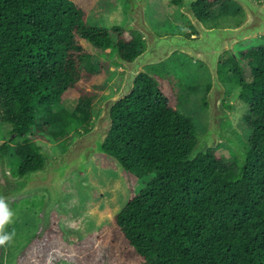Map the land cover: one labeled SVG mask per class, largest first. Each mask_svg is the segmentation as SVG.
<instances>
[{"label":"trees","instance_id":"obj_1","mask_svg":"<svg viewBox=\"0 0 264 264\" xmlns=\"http://www.w3.org/2000/svg\"><path fill=\"white\" fill-rule=\"evenodd\" d=\"M95 2L0 0V112L18 141L19 175L45 163L36 136L60 139L79 123L92 127L94 104L109 80L108 50L132 60L146 48L136 30L89 24ZM219 4L241 7L235 0L192 2L197 16L215 25L227 13L214 14ZM227 53L219 62L221 80L237 81L249 103L251 132L239 161H225L216 147L195 148L199 133L178 108L173 76L154 64L113 106V126L96 154L101 167L122 170L127 202L69 248L59 230L47 229L20 252L18 264H55L65 254L77 264H264V45ZM68 95L79 97L76 108L55 111ZM10 148L9 141L0 143V159Z\"/></svg>","mask_w":264,"mask_h":264},{"label":"rangeland","instance_id":"obj_2","mask_svg":"<svg viewBox=\"0 0 264 264\" xmlns=\"http://www.w3.org/2000/svg\"><path fill=\"white\" fill-rule=\"evenodd\" d=\"M194 1L196 0H179V4ZM257 1L264 2V0ZM130 4V0H96L94 9L88 15V22L97 26L123 25L128 19L127 11ZM179 4H176L174 0H148L146 16L149 24L159 35L193 33L190 26L192 22ZM234 4L228 10L221 8V4L216 6L214 14L227 13L217 15V20L216 18L213 20L222 25L227 24L223 26H235L243 21L246 17L245 10L241 9L242 6ZM212 23L214 22H207L208 25ZM189 36L193 37L191 34ZM258 45H264L263 33L239 41L231 54L240 55L243 50ZM108 52L111 54V70L107 78L109 80L102 91L104 97L98 98L100 102L94 104L93 124L89 130L96 126L103 113L105 101L121 91L126 77V66L115 59L116 52L112 48ZM227 52L229 51L224 52L221 58L226 56ZM154 64H162L161 68H166L170 76H173V79L170 78L173 81V87L181 97L178 108L191 115L197 133L206 134L210 123V102L207 98L213 84L210 67L205 62L180 50L174 51L162 62ZM154 64L145 65V71ZM244 76L249 78L251 71L246 69ZM222 83L225 90L221 107L226 115L221 119L219 144L216 148H219L225 161H239L240 151L246 147L251 132L245 118L249 112V103L240 97L241 87L237 81L232 79ZM208 84L211 86L208 87ZM205 100L208 104L204 103ZM78 103V96L68 95L54 106V110L65 108L72 111ZM2 115L3 111L0 112V143L9 141L11 148L4 161L0 159V198L5 200L13 213L12 220L4 231L14 235L8 244L0 246L2 259L0 264H18L20 252L34 237L42 235L51 227L60 231L64 239L63 246L69 248L74 240L86 237L90 232L110 221L111 217L127 202L130 192L122 170L101 167L96 162V154L101 152L91 155L85 167L75 166L69 172L64 171L65 180L62 182V189L57 193V197L51 196L46 185L54 188L57 182L54 176L61 175L57 173L59 165L56 160L68 151L78 137L89 131L83 128L82 123L70 128L69 134L60 139L51 134L36 136L45 157L43 173L49 177L32 181L36 184L34 186L18 183L17 181L21 178L17 171L19 158L14 150L18 141L12 140L13 135L9 131L12 126L2 122ZM79 130L80 133H77ZM149 178L141 179L138 187H143ZM65 252L67 251L61 249L60 254ZM75 261V257L65 254L54 259L53 263L77 264Z\"/></svg>","mask_w":264,"mask_h":264},{"label":"water","instance_id":"obj_3","mask_svg":"<svg viewBox=\"0 0 264 264\" xmlns=\"http://www.w3.org/2000/svg\"><path fill=\"white\" fill-rule=\"evenodd\" d=\"M245 10V19L235 26H207L199 18L193 8L192 3L184 4L180 2L182 11L190 18L196 30L200 33L197 37H190L183 33H168L159 35L149 24L146 11L148 0H130V7L127 11L128 19L123 24L127 30H136L143 35L146 48L134 59L127 60L117 51L115 59L126 66V77L123 87L116 95L109 97L103 108V113L99 117L96 126L78 137L69 147L68 151L57 161V173L54 188L49 187L52 197H57V193L62 189V182L65 180L64 171L69 172L73 167H85L91 155L103 152V145L113 126V106L130 94L139 74L145 71L144 66L162 62L174 51L180 50L190 56L205 62L211 69L213 84L207 101L210 102V123L206 134H198L195 148L199 151H206L210 147L219 144L221 119L226 115L222 112L221 101L223 99V85L219 74V62L221 55L229 51L233 53L235 45L244 39L264 34V2L257 0H235ZM45 166L29 170L21 175L20 184L36 185V181L46 176L43 172ZM63 174V175H62Z\"/></svg>","mask_w":264,"mask_h":264},{"label":"clouds","instance_id":"obj_4","mask_svg":"<svg viewBox=\"0 0 264 264\" xmlns=\"http://www.w3.org/2000/svg\"><path fill=\"white\" fill-rule=\"evenodd\" d=\"M13 213L3 198H0V246L8 244L14 233L5 232V227L11 222Z\"/></svg>","mask_w":264,"mask_h":264},{"label":"flooded vegetation","instance_id":"obj_5","mask_svg":"<svg viewBox=\"0 0 264 264\" xmlns=\"http://www.w3.org/2000/svg\"><path fill=\"white\" fill-rule=\"evenodd\" d=\"M242 22V21H241ZM207 26H209V27H213V26H223V25H215V24H211V25H208L206 22H204ZM191 31H192V28H191ZM200 35V33L199 32H193V33H191V36H193V37H197V36H199ZM189 36V35H188Z\"/></svg>","mask_w":264,"mask_h":264}]
</instances>
